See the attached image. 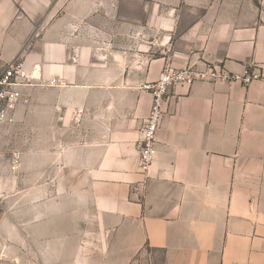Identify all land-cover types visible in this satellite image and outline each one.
<instances>
[{
    "label": "crops",
    "instance_id": "1",
    "mask_svg": "<svg viewBox=\"0 0 264 264\" xmlns=\"http://www.w3.org/2000/svg\"><path fill=\"white\" fill-rule=\"evenodd\" d=\"M14 58L33 85L0 124L1 256L264 264V0H0ZM187 62L262 76L173 88L143 172L142 85Z\"/></svg>",
    "mask_w": 264,
    "mask_h": 264
},
{
    "label": "built area",
    "instance_id": "2",
    "mask_svg": "<svg viewBox=\"0 0 264 264\" xmlns=\"http://www.w3.org/2000/svg\"><path fill=\"white\" fill-rule=\"evenodd\" d=\"M262 74L253 68H248L242 74L229 72L219 64H204L202 67L187 62L180 68L166 65L159 72L157 78L142 85L143 89L152 96L147 117L140 128L138 143V163L143 172H147L156 153V135L163 115L164 104L173 88L178 85L191 86L195 82H241L248 85L252 80L260 78ZM55 80H51L52 84ZM33 85L32 78L20 58L7 62L0 71V124L14 121V110L22 98L21 88ZM18 157L14 156L11 170H15Z\"/></svg>",
    "mask_w": 264,
    "mask_h": 264
},
{
    "label": "rangeland",
    "instance_id": "3",
    "mask_svg": "<svg viewBox=\"0 0 264 264\" xmlns=\"http://www.w3.org/2000/svg\"><path fill=\"white\" fill-rule=\"evenodd\" d=\"M9 145H14V143H9ZM7 159L8 161V155L7 157H0V165L1 163L5 162ZM11 207H9L10 209ZM12 210V208H11ZM22 255V254H21ZM17 256L15 254V249H11V252L8 254V256H1L0 255V264H31L30 263V259H31V256L30 255H25V256ZM24 258V260H23Z\"/></svg>",
    "mask_w": 264,
    "mask_h": 264
}]
</instances>
